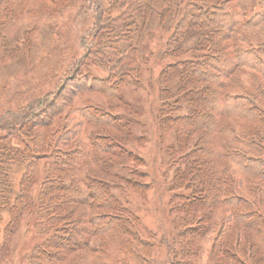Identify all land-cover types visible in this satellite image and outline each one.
<instances>
[{"label": "trees", "instance_id": "obj_1", "mask_svg": "<svg viewBox=\"0 0 264 264\" xmlns=\"http://www.w3.org/2000/svg\"><path fill=\"white\" fill-rule=\"evenodd\" d=\"M18 2L0 0V9ZM116 7L120 11L113 14ZM99 11L101 25L96 35L103 29L100 35L107 38L92 43L83 59L90 54L99 58L111 70L110 79L106 78L109 82L116 72L121 71L122 80L134 71L133 67L123 65L133 61L137 50L135 33L140 35L153 19L163 23L168 18L177 19L168 52L174 56L183 55L187 49L198 52L176 66L170 65L164 73L167 81L173 70L178 72L176 94H182L187 101V113H177L181 103H171L170 86L163 83L162 91L167 120L175 123L179 137L182 138L181 133L186 137L198 136L187 152L193 158L187 161L184 173L188 183L194 184L193 193L199 196L182 195L185 199L181 206L185 211L203 210L184 234L201 235L211 216L205 208L223 205L224 221L215 243L220 260H227L225 264H248L239 251L257 263L263 261L264 215L259 206L264 205V0H117ZM86 61L82 60L76 71ZM119 79L110 84L102 82L108 95L119 94ZM56 99V95L52 99L47 95L24 111L8 112L0 118V221L4 211L10 216L3 229L4 237L16 230L20 216L32 205L31 188L40 170L45 176L34 208L40 223L48 230L56 226V230L44 241L38 264H59L66 254L87 245L95 230L103 235L112 231L131 234L139 241L138 231H130L126 226L121 208L112 205L115 200L107 193L108 184L97 181L96 172L82 174L90 161L106 171L108 161L101 154L122 156L127 152L119 140L100 133L85 135V121L117 130L130 126L131 121L125 116L86 109L79 113L81 119H70L62 126L63 131L55 139L50 133L44 135L42 128L63 111L71 97L59 95L64 104L57 109ZM227 117L254 121L253 130L242 131L245 129L241 123L225 126L223 121ZM258 126L263 129H254ZM219 134L227 136L230 143L215 149L213 144ZM14 137L19 138L17 143L11 141ZM14 171L21 172L17 190L11 177ZM89 200L100 203L90 205ZM82 206L85 208L81 209ZM102 206L114 210L113 217L111 213H99ZM59 221L71 222L59 228ZM96 223L100 228L94 230ZM233 235L234 251L226 246V239ZM6 247L0 245V256Z\"/></svg>", "mask_w": 264, "mask_h": 264}, {"label": "rangeland", "instance_id": "obj_2", "mask_svg": "<svg viewBox=\"0 0 264 264\" xmlns=\"http://www.w3.org/2000/svg\"><path fill=\"white\" fill-rule=\"evenodd\" d=\"M116 1L19 0L17 4L0 9V118L8 112L24 111L47 95L50 99L57 96L54 105L57 109L64 104L62 99L59 100L60 95L62 98L71 97V100L63 105L62 112L53 116L49 125L42 128L44 135L50 133L55 139L59 138L62 126L67 125L70 119H81L79 113L86 109L103 111L114 117L125 116L131 121L130 126L119 130L85 121V135L100 133L119 140L127 152L122 156L100 152L108 161L106 171L90 161L84 166L82 174L89 170L96 172L97 181L108 184L107 193L112 194L115 200L112 205L121 208L126 226L130 227V231H138L139 238L135 237L139 241L131 234L121 232L100 234L99 230H95L100 228L96 223L88 244L66 254L59 264H225L227 260L221 261V254L215 248L224 221L223 205L205 208L211 216L205 223L207 230L201 235L184 234L186 227L195 222L203 210L192 208L185 211L181 206L185 199L182 195L199 196L193 193L191 187L194 184L188 183V176L184 173L187 161L193 158L187 152L194 147L198 136L186 137L180 132V138L175 123L167 120L162 100L163 83H166L171 87V103H181L177 113H187V101L182 94H176L178 72L173 70L167 81L164 80V73L170 65L175 63L176 66L179 61L198 52L187 49L183 55L170 54L168 41L177 19L168 18L167 23L153 19L140 35L135 33L137 50L133 61L123 65L133 67L134 71L130 70L132 74L120 80L121 71L116 72L112 82H109L111 70L108 66L102 65L100 59L93 58L91 54L87 61L83 56L92 43L107 38L104 34L100 35L103 29L96 35L101 25L99 10ZM119 11L120 8L116 7L113 14ZM82 60L86 63L76 71ZM118 79L119 94L112 92L108 95L102 88V82L110 84ZM252 122L227 117L223 125L234 127L241 123L245 129L242 131L249 132L254 127ZM254 129L263 128L258 126ZM216 138L215 149L230 143L225 135L219 134ZM11 141L17 143L19 138L14 137ZM53 147L52 143L50 150ZM20 176L21 172L15 171L11 176L16 190ZM44 177L40 170L37 182L31 188L32 205L22 213L16 230L7 238L3 229L10 216L8 211L1 214L0 245L7 247L0 256V264L41 263V259L37 258L39 251L48 235L56 230V226L48 230L42 225L34 208ZM98 202L89 200L90 205ZM259 209L264 215V205ZM97 211L111 213V217L115 212L105 206ZM70 222L59 221L56 225L61 228ZM235 237L226 239V246L232 251L235 249ZM237 253L248 264L257 263L243 253ZM258 253L262 254V251ZM257 264H264V260Z\"/></svg>", "mask_w": 264, "mask_h": 264}]
</instances>
